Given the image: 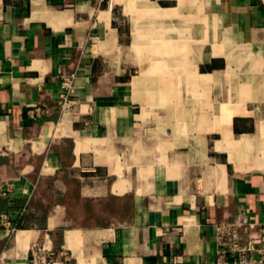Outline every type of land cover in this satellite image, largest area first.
Returning <instances> with one entry per match:
<instances>
[{"label": "crops", "instance_id": "0c3cea01", "mask_svg": "<svg viewBox=\"0 0 264 264\" xmlns=\"http://www.w3.org/2000/svg\"><path fill=\"white\" fill-rule=\"evenodd\" d=\"M0 58V264H213L264 219V0H0Z\"/></svg>", "mask_w": 264, "mask_h": 264}, {"label": "built area", "instance_id": "2783aa9c", "mask_svg": "<svg viewBox=\"0 0 264 264\" xmlns=\"http://www.w3.org/2000/svg\"><path fill=\"white\" fill-rule=\"evenodd\" d=\"M3 63L0 58V73L4 72ZM71 82L72 76L64 79L67 91L62 94L63 107L67 105ZM41 112L40 108H35L29 114L34 117ZM0 192L8 193L3 189ZM0 225L10 233L17 231L8 212H1ZM214 243L213 264H264V219L259 221L243 213L233 221L216 222ZM30 247L26 264H76L67 247L54 248L48 242L40 240L32 243Z\"/></svg>", "mask_w": 264, "mask_h": 264}]
</instances>
